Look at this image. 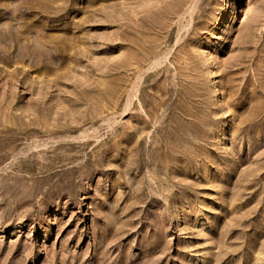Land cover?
<instances>
[{
    "label": "rangeland",
    "instance_id": "374dc122",
    "mask_svg": "<svg viewBox=\"0 0 264 264\" xmlns=\"http://www.w3.org/2000/svg\"><path fill=\"white\" fill-rule=\"evenodd\" d=\"M0 264H264V0H0Z\"/></svg>",
    "mask_w": 264,
    "mask_h": 264
}]
</instances>
